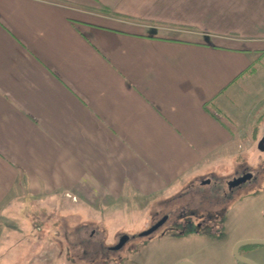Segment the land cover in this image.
Wrapping results in <instances>:
<instances>
[{
    "label": "crops",
    "instance_id": "crops-1",
    "mask_svg": "<svg viewBox=\"0 0 264 264\" xmlns=\"http://www.w3.org/2000/svg\"><path fill=\"white\" fill-rule=\"evenodd\" d=\"M251 93L264 0H0V236L37 197L149 196L216 168L240 150ZM249 107L251 128L263 113ZM249 239L264 234L233 243ZM233 245L224 263L242 264ZM200 252L178 263L207 264ZM241 256L264 264V249Z\"/></svg>",
    "mask_w": 264,
    "mask_h": 264
},
{
    "label": "rangeland",
    "instance_id": "rangeland-1",
    "mask_svg": "<svg viewBox=\"0 0 264 264\" xmlns=\"http://www.w3.org/2000/svg\"><path fill=\"white\" fill-rule=\"evenodd\" d=\"M261 96L264 98V93H251L240 109L232 148L239 146L236 156L229 155L216 168L200 169L191 180L178 181L175 187L149 196L129 186L112 187L114 195L95 186L85 189L82 200L70 190L32 199L31 209L22 213L20 220L3 221L0 263L177 264L179 259L202 250L203 255L200 252L197 256L202 260L206 253L207 264H225L235 239L264 234V195H260L264 193V151L258 148L264 135ZM249 104L253 111L263 113L251 128ZM224 120L230 126L228 117ZM246 172L253 174V182L241 184L224 197V181ZM206 180L210 184L204 185ZM98 198L103 201H95ZM163 217L167 220L157 230L142 234ZM223 217L220 232L202 236V218L221 223ZM122 234L134 238L114 249Z\"/></svg>",
    "mask_w": 264,
    "mask_h": 264
},
{
    "label": "water",
    "instance_id": "water-1",
    "mask_svg": "<svg viewBox=\"0 0 264 264\" xmlns=\"http://www.w3.org/2000/svg\"><path fill=\"white\" fill-rule=\"evenodd\" d=\"M258 148L261 151H264V135L261 137V139L258 142ZM250 178H251V174L248 173V174L241 176L238 179L233 180L231 183H229V185L230 186H236V185H239L240 183H243L246 180H249ZM165 221H166V217H163L158 222H156L154 225L149 227L146 231H144L142 234L143 235L151 234L152 232L157 230L161 225H163V223ZM126 240H127L126 236L121 237V239L119 240L118 244L114 247V249H120L125 244ZM242 246H264V240L263 239L242 240V241L237 242L234 246L233 255H234L235 260H237L238 262H240L242 264H255L254 262L250 261L249 259H246L244 257L239 256L238 250ZM177 264H192V263L185 261V262H180Z\"/></svg>",
    "mask_w": 264,
    "mask_h": 264
},
{
    "label": "flooded vegetation",
    "instance_id": "flooded-vegetation-1",
    "mask_svg": "<svg viewBox=\"0 0 264 264\" xmlns=\"http://www.w3.org/2000/svg\"><path fill=\"white\" fill-rule=\"evenodd\" d=\"M245 174H248L247 172L245 173ZM245 174H243V175H245ZM249 174H251V173H249ZM243 175H239V176H235V177H232V178H230V179H227V180H225L224 181V184H223V190H224V197H227V195H228V193L226 194V192H233V190L235 189V188H237V187H239L241 184H243V183H245V182H253V180L255 179V177L253 176V174H251V178L249 179V180H246V181H244L243 183H240L239 185H236V186H230L229 185V183H231L233 180H235V179H238V178H240L241 176H243ZM207 185V184H210V181L209 180H206V181H204V185ZM264 192V191H263ZM260 195H264V193H260ZM207 198V197H206ZM183 210V209H182ZM166 220H167V218H166ZM224 221H225V218L223 217V219H222V222L221 223H215V222H212V220L211 219H209V218H205V219H203L202 218V221L200 222V224H201V226H204L205 227V230L202 232L203 234H202V236L203 237H206L207 235H209V233H212V232H220L219 230H222L223 228H224ZM166 222V221H165ZM164 222V223H165ZM163 223V224H164ZM176 223H178V224H180V222L179 221H176ZM217 224H219L220 225V227H217ZM123 236H126L127 237V240H126V242H125V244L126 243H128L132 238H134L133 236H128V235H126V234H122V235H120L119 237H118V239H117V241H116V244L114 245V247L118 244V242H119V240L121 239V237H123ZM207 238V237H206ZM237 243V242H236ZM124 244V245H125ZM123 245V246H124ZM122 246V247H123ZM235 246V245H234ZM246 248H254V247H251V246H242V247H240L239 248V250H238V254H239V256H241V253H242V251L244 250V249H246ZM234 249V248H233ZM233 254V253H232ZM233 257H234V255H233ZM242 257V256H241Z\"/></svg>",
    "mask_w": 264,
    "mask_h": 264
},
{
    "label": "trees",
    "instance_id": "trees-1",
    "mask_svg": "<svg viewBox=\"0 0 264 264\" xmlns=\"http://www.w3.org/2000/svg\"><path fill=\"white\" fill-rule=\"evenodd\" d=\"M252 69H249L248 72H251ZM206 110H208L207 107H206ZM208 111L217 121H220L221 123H223V122L225 123V120H224L225 115L223 114V112L218 107L211 108ZM251 247H258V246H251Z\"/></svg>",
    "mask_w": 264,
    "mask_h": 264
}]
</instances>
